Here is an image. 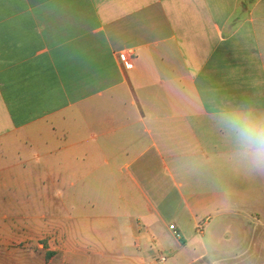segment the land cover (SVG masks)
Instances as JSON below:
<instances>
[{"label":"crops","instance_id":"obj_1","mask_svg":"<svg viewBox=\"0 0 264 264\" xmlns=\"http://www.w3.org/2000/svg\"><path fill=\"white\" fill-rule=\"evenodd\" d=\"M234 115L264 122V0H0V212L72 264H264Z\"/></svg>","mask_w":264,"mask_h":264},{"label":"rangeland","instance_id":"obj_2","mask_svg":"<svg viewBox=\"0 0 264 264\" xmlns=\"http://www.w3.org/2000/svg\"><path fill=\"white\" fill-rule=\"evenodd\" d=\"M47 213L40 215L47 218ZM28 215L31 220L22 226L15 220V210L0 212V264H72L82 251H89L87 244L66 241L64 221L53 227L37 226L34 212Z\"/></svg>","mask_w":264,"mask_h":264},{"label":"clouds","instance_id":"obj_3","mask_svg":"<svg viewBox=\"0 0 264 264\" xmlns=\"http://www.w3.org/2000/svg\"><path fill=\"white\" fill-rule=\"evenodd\" d=\"M227 126L239 133L242 140L252 149L253 162L259 165L264 158V122L247 116L234 115L226 120Z\"/></svg>","mask_w":264,"mask_h":264},{"label":"built area","instance_id":"obj_4","mask_svg":"<svg viewBox=\"0 0 264 264\" xmlns=\"http://www.w3.org/2000/svg\"><path fill=\"white\" fill-rule=\"evenodd\" d=\"M169 229H170V230H174V234L177 235V233H176V231H175V229H174V226H169Z\"/></svg>","mask_w":264,"mask_h":264}]
</instances>
